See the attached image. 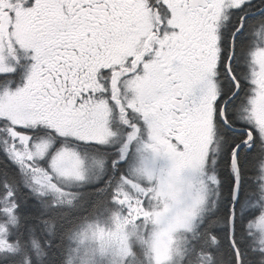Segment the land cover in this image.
Instances as JSON below:
<instances>
[{"label":"snow or ice","instance_id":"1","mask_svg":"<svg viewBox=\"0 0 264 264\" xmlns=\"http://www.w3.org/2000/svg\"><path fill=\"white\" fill-rule=\"evenodd\" d=\"M128 228L124 264H264V0H0V264Z\"/></svg>","mask_w":264,"mask_h":264},{"label":"rangeland","instance_id":"2","mask_svg":"<svg viewBox=\"0 0 264 264\" xmlns=\"http://www.w3.org/2000/svg\"><path fill=\"white\" fill-rule=\"evenodd\" d=\"M101 225L106 228L111 227V223L106 220H102ZM130 231H131V228H128L126 231H122L119 235V241H120V247H121V253H122L120 264H124L123 256L131 251L130 244L132 243V241H130L127 236V232H130ZM169 238H170V235L168 234V231L166 230L164 233L161 234L160 238L155 241L154 248H155L156 258L158 260L165 259L166 252L167 250H169V248L167 247ZM92 246L95 247V245H92ZM147 251H148L147 247L142 248L141 254L139 255L142 258H138L139 256H137L134 261H129V264H149L148 255H151V253H149L148 255H144V253H146ZM111 259L112 257L111 255H109L107 258L100 260L99 264H110Z\"/></svg>","mask_w":264,"mask_h":264},{"label":"flooded vegetation","instance_id":"3","mask_svg":"<svg viewBox=\"0 0 264 264\" xmlns=\"http://www.w3.org/2000/svg\"><path fill=\"white\" fill-rule=\"evenodd\" d=\"M193 75V73L189 72L188 73V78H191ZM206 127L205 125L201 122L200 125L197 128V140L199 141V139L206 134Z\"/></svg>","mask_w":264,"mask_h":264},{"label":"trees","instance_id":"4","mask_svg":"<svg viewBox=\"0 0 264 264\" xmlns=\"http://www.w3.org/2000/svg\"><path fill=\"white\" fill-rule=\"evenodd\" d=\"M177 235H182V233H177ZM171 240H172V237L170 236L169 241L167 243V247L169 248V250H167L166 252L165 259L170 255ZM138 258H142V257L139 256ZM172 264H175V262L173 261Z\"/></svg>","mask_w":264,"mask_h":264}]
</instances>
